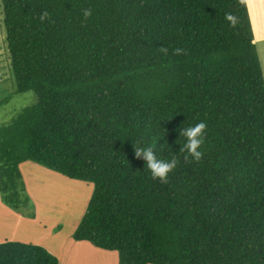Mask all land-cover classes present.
Here are the masks:
<instances>
[{
  "label": "trees",
  "instance_id": "trees-1",
  "mask_svg": "<svg viewBox=\"0 0 264 264\" xmlns=\"http://www.w3.org/2000/svg\"><path fill=\"white\" fill-rule=\"evenodd\" d=\"M2 4L17 92L37 95L0 126L6 204L35 162L94 185L74 236L120 264H264V73L246 0ZM201 121L202 159H186L180 128ZM138 143L177 160L167 182ZM0 264L60 261L7 241Z\"/></svg>",
  "mask_w": 264,
  "mask_h": 264
},
{
  "label": "rangeland",
  "instance_id": "rangeland-1",
  "mask_svg": "<svg viewBox=\"0 0 264 264\" xmlns=\"http://www.w3.org/2000/svg\"><path fill=\"white\" fill-rule=\"evenodd\" d=\"M248 7L253 21L251 6ZM253 16L257 22L256 14ZM4 20L0 0V126L37 102L34 92H17ZM255 29L253 26L256 36ZM256 32L260 35L257 39H264L261 29L257 28ZM256 44L264 73V40H256ZM43 170L48 171L45 173L49 177ZM20 171L22 177L16 189L11 190L18 193L17 200L21 201L18 208L3 200L0 176V243L19 241L41 245L55 255L60 264H120L118 252L94 248L87 241L75 239L94 191L92 183L70 179L35 162L22 163Z\"/></svg>",
  "mask_w": 264,
  "mask_h": 264
},
{
  "label": "clouds",
  "instance_id": "clouds-1",
  "mask_svg": "<svg viewBox=\"0 0 264 264\" xmlns=\"http://www.w3.org/2000/svg\"><path fill=\"white\" fill-rule=\"evenodd\" d=\"M92 14L91 9H85L83 15L85 18ZM48 19V13L44 12L40 15L41 22ZM225 20L230 26L235 27L238 24L237 18L231 14H225ZM206 123L201 121L190 126H183L180 128V136L184 137V143L180 147V151L186 152V159L191 158L194 161H200L203 156L201 146L204 142ZM165 135V134H164ZM135 154L138 159L145 161V170L151 173L153 179H159L167 182L169 174L175 169L177 160L162 159L154 149L156 147L151 144L144 145L143 143L134 144ZM160 149H167L171 151L173 149L167 141L159 146Z\"/></svg>",
  "mask_w": 264,
  "mask_h": 264
},
{
  "label": "crops",
  "instance_id": "crops-1",
  "mask_svg": "<svg viewBox=\"0 0 264 264\" xmlns=\"http://www.w3.org/2000/svg\"><path fill=\"white\" fill-rule=\"evenodd\" d=\"M247 2H248V5L251 6L250 9H252V11H251V17H252V12H253V15L256 14V17H257V27L259 28V30L261 29V31L264 32V30H263L264 29V18L261 21V17L264 16V0H262V2L260 0H247ZM260 4H261V6H259ZM256 9H259V10L258 11H255ZM260 13H261V15H260ZM254 21H255V19H254ZM257 38L258 37H256L255 40H264V39H257ZM79 242H81V241H79ZM82 243H84V242H82ZM94 248H96V247L94 246Z\"/></svg>",
  "mask_w": 264,
  "mask_h": 264
},
{
  "label": "bare ground",
  "instance_id": "bare-ground-1",
  "mask_svg": "<svg viewBox=\"0 0 264 264\" xmlns=\"http://www.w3.org/2000/svg\"><path fill=\"white\" fill-rule=\"evenodd\" d=\"M37 169H38V171H39V168H37ZM43 171H44V170H43ZM45 172L48 173V171H44V173H45ZM45 174H46V173H45ZM46 175L48 176L49 174H46ZM46 175H45V176H46ZM48 177H49V176H48ZM54 180H55V179H54ZM56 181H57V180H56ZM58 183H59V182H58ZM31 193H32V191H31ZM32 194H33V193H32ZM87 200H88V199H87ZM84 204H85V203H84Z\"/></svg>",
  "mask_w": 264,
  "mask_h": 264
}]
</instances>
